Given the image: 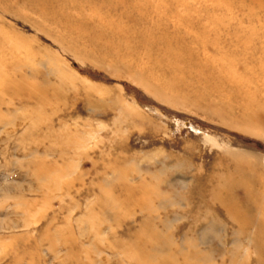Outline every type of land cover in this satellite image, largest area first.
I'll use <instances>...</instances> for the list:
<instances>
[{
    "label": "rangeland",
    "instance_id": "obj_1",
    "mask_svg": "<svg viewBox=\"0 0 264 264\" xmlns=\"http://www.w3.org/2000/svg\"><path fill=\"white\" fill-rule=\"evenodd\" d=\"M0 264H264V0H0Z\"/></svg>",
    "mask_w": 264,
    "mask_h": 264
}]
</instances>
